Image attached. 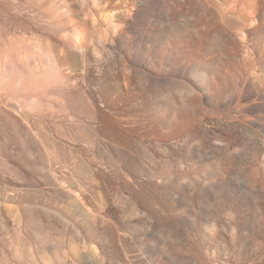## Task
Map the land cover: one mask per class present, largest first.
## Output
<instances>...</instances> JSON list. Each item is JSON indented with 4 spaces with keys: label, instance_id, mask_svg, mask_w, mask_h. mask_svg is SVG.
Listing matches in <instances>:
<instances>
[{
    "label": "bare ground",
    "instance_id": "bare-ground-1",
    "mask_svg": "<svg viewBox=\"0 0 264 264\" xmlns=\"http://www.w3.org/2000/svg\"><path fill=\"white\" fill-rule=\"evenodd\" d=\"M149 1L26 0L13 4V12L21 17L32 6V16L25 15L13 29L0 31V205L10 213V204L24 198L27 222L41 220L33 211L39 208L64 226L55 225L53 242L43 239V247L24 239L26 212L13 211V228L4 221L7 226L3 227L0 220V234L1 226L7 234L2 244L8 247L7 252L0 241L1 264H95L98 253L119 250L115 247L114 252L111 245L120 242L128 247L109 208L117 205L119 211L124 208L121 214L127 212L131 195L141 202L145 214L163 222L158 212L166 209L163 193L179 192L180 175L189 171L186 167L195 178L205 175L197 181L205 192H215L220 181H228L225 184L232 189L227 190L233 199L225 212L227 218L215 213L205 220L210 243L229 244L218 248L212 260L199 257L197 262L264 264V193L256 189L258 181L252 185L245 176L250 169L251 175L261 178L264 190V43L260 38L264 0L205 4L202 13L191 15L199 29L195 39L184 34V24L172 11L174 32L167 16H156L157 6ZM251 35L258 36L254 44ZM212 36L220 39L218 50L207 40ZM245 51L252 60L246 59ZM143 74L158 84L171 78L186 81L200 96L178 90L165 97L170 105L142 90L147 86ZM196 141L202 144L201 151L194 147L199 155L195 145L190 146ZM66 150L78 153L70 156L77 160L71 175L58 171L69 168ZM181 168L185 171L180 174ZM11 181L32 191L43 183L54 189L56 203L65 200L85 219L101 220L107 228L82 223L85 237L79 227L66 223L67 217L56 207L39 202L40 207L31 198L25 201L28 194L21 197L20 189L7 194ZM188 181L187 187L196 186ZM104 191L115 192L110 198ZM175 194L172 200L164 195L169 198L168 214L180 206ZM251 207L255 213L248 214ZM127 216L131 218L130 213ZM80 234L85 238L78 239L79 243L75 238ZM177 258H172L176 264H187ZM166 260L160 263L173 264Z\"/></svg>",
    "mask_w": 264,
    "mask_h": 264
},
{
    "label": "rangeland",
    "instance_id": "rangeland-1",
    "mask_svg": "<svg viewBox=\"0 0 264 264\" xmlns=\"http://www.w3.org/2000/svg\"><path fill=\"white\" fill-rule=\"evenodd\" d=\"M14 0H0V31L5 27V28H7V29H13L14 28V26H16V24L20 21V19L23 17L24 18V16L26 15V17L25 18H27L29 15H31L32 16V14H31V12L32 11H30V10H32V6H30L29 7V5H27V7H29L28 8V11L26 10V12H28V13H26L25 12V15L24 16H20V15H17L16 13H14L13 12V10H12V6H15L16 4L17 5H19V4H22L23 2H26V0H15L14 2H13ZM149 1V0H148ZM152 1V3H154V5H155V7L157 8V13L156 12H154V14L156 15V16H159L160 18L161 17H163L164 18V16H165V12H164V8H165V3H166V0H151ZM213 1L214 0H170V8H171V12L173 11V15H175V17L177 16L179 19L178 20H180V18L182 17V15L184 14V15H186V14H189V15H199L200 13H202L203 12V10H204V5L205 4H212L213 3ZM241 0H236V2H240ZM150 2V1H149ZM151 3V2H150ZM13 4H15V5H13ZM31 5V4H30ZM159 10V11H158ZM176 10V11H175ZM8 11V12H7ZM151 11V10H150ZM11 12V13H10ZM183 13V14H182ZM172 14V13H171ZM182 14V15H181ZM179 15L181 16V17H179ZM9 16V17H8ZM18 16H20V17H18ZM30 16V17H31ZM22 18V19H23ZM24 18V19H25ZM21 19V20H22ZM19 20V21H18ZM27 20V19H26ZM17 21V22H16ZM28 21V20H27ZM264 34H262V35H260V36H262V37H260L261 38V42L262 43H264V36H263ZM251 37H252V39H254V40H252V39H250L251 40V42L254 44L255 43V40H256V38L255 37H257L258 38V36L257 35H251ZM263 39V40H262ZM262 43H260V44H262ZM262 46L264 47V44H262ZM246 52V51H245ZM246 59L247 60H252L251 58V56L249 57V54L246 52ZM192 143H194V144H190V146H192V145H195V146H193V148L194 147H198V149L197 150H199V151H201L200 149H199V147L202 145L200 142L198 143L197 141L196 142H192ZM196 143V144H195ZM197 144H199V145H197ZM74 146V145H73ZM207 146H209L208 148H206L207 149V151H209L210 150V145L209 144H207L205 147H207ZM56 147V146H55ZM74 147H76V145L74 146ZM203 147H204V145H203ZM204 147V148H205ZM77 148H80V146L79 145H77ZM196 148H194V151L197 153V155H199V154H201L199 151H196ZM204 148H201V149H204ZM54 149H56L57 150V147L56 148H54ZM80 150V149H79ZM185 151H186V148H185V150L183 149L182 151H181V153L183 154V153H185ZM206 151V150H205ZM76 154H78L77 153V151L75 152H72L71 153V151H69V150H66L65 151V155H66V160L68 161V165H69V168H67V169H64V170H62V168L61 167H59V169H58V171L59 172H61V171H63L64 173H68V174H70L71 175V173H73L72 171V165H77V160L76 159H73V157H75V155ZM70 156H73V157H70ZM72 158V161H71V159L70 158ZM73 161H74V163H73ZM76 161V162H75ZM71 162V163H70ZM76 163V164H75ZM72 166V167H71ZM70 167H71V169H70ZM186 167V166H185ZM184 168V167H183ZM183 168H181V171H180V174H181V172H182V169ZM185 170L186 169H189V171L188 170H186V173H187V171H188V173L191 171L190 169L191 168H189V167H186V168H184ZM183 169V170H184ZM184 170V171H185ZM249 171H250V169H249ZM249 171L246 169V174H245V176L246 177H248L249 178V180L252 182L253 181V183L254 184H252V185H255L256 183H258V185H255V187H257L256 189L260 192V193H264V190H262L263 188H262V186H260L261 185V182L260 181H262V180H260L261 178L260 177H258V175L256 176V175H254V174H252L251 175V172L249 173ZM167 172H169V170H167ZM179 173V172H178ZM184 173V174H183ZM180 176H182L183 177V180L181 181L182 183H181V185H179L180 187H178L177 186V188L179 189V192H177L178 190L177 189H175V193H179V195L178 194H175L173 191H170L169 192V194H168V191H167V194L168 195H166V192L164 191V195L166 196V197H168V196H171L170 197V199L172 200V197H174V194L175 195H178L179 196V198H176V199H179V200H177V204L178 205H180L179 206V208L177 207V209L173 212V213H175L176 214V216H175V214H173V213H167V211H165V210H168V208H167V201L166 200H168L169 198H165L164 197V195H163V199H165L164 200V204H163V207H165L164 205H166V209L164 208V212H163V210H158V212L160 211L161 213H160V215L161 216H163V222H161V220H159V219H157V218H159L158 216H156V215H153V214H150V217H149V213H146V214H148V216L146 217V214L144 213L145 212V208H143V206L141 205V202H139L138 201V199H136V197H134V196H129V192H127L125 189H121V190H119L120 192H122L123 194H125L126 196H129V197H131V198H129V200L130 201H133V202H135V204L138 206L139 205V203H140V205L138 206V207H134V206H136V205H134L133 204V202H131L132 203V205L131 204H129L128 206H127V208L125 209V211L127 210V212H123V214H121L122 212L121 211H123L124 210V208L123 209H120L121 211H119V207L116 205V206H111L109 209H110V211L109 212H111L110 213V216H111V218L112 219H114V220H117V222H118V224L117 225H119L121 228V230L119 229V231H120V233H121V236L123 237V238H125V241L128 243V247H127V244H126V248L124 247V244L123 243H120V242H118L117 244L119 245H111L112 247V249H113V246H114V252H115V250H117V249H115V247H117V248H119V250H117L115 253H117V254H115V253H111L112 254V256H111V254L110 253H108V254H105V252L104 251H102L101 253H98V255H99V257L97 258L98 260L96 261L98 264H105V262H106V264H148V262H149V260L151 259V260H154V262H152L153 264H161L160 263V260L163 258V262H165V263H167L168 261L166 260V259H169V260H173L174 258L176 259L177 258V255H178V258L177 259H183V260H185L186 261V263L187 264H199L197 261H198V259H199V257L202 259V258H207V257H210V259L212 260L214 257H213V253L215 254V252H216V250L218 249V248H224V247H227V244H229L228 243V241H227V243L225 244L224 242L222 243V244H215V245H212L211 243H210V241L207 239L208 238V236H207V231L208 230H206V223H205V220L207 219V217H209L210 216V214H211V216H213V214H215V213H219V214H217L218 216H222V217H224V218H227L226 216H227V208L230 206V204H232L233 202H231V201H233V199L231 198V197H229V196H231V192H229V191H227L228 189L230 190V191H232V189H230L229 187H227L226 186V184L228 183V181H220V182H218L217 184L219 185V187L217 188H215V192H214V190H210V189H205L206 190V192L204 191V189L202 190L201 189V187L200 186H198V183H197V181L199 182L200 180H201V178L202 177H204V176H202V175H200L199 177H200V179H198V178H195L194 176V174L192 173V171H191V174L190 175H187L185 172H183ZM174 174L175 175H178V174H176V171L174 172ZM193 174V175H192ZM69 175V176H70ZM186 176V181L184 180V177ZM198 174H196V176H197ZM187 176H191L192 177V179L194 180V181H191L192 179H191V177L189 178V177H187ZM251 176V177H250ZM188 179L190 180V181H188ZM204 178H202V180H203ZM255 179V180H254ZM195 180H196V182H195ZM201 180V181H202ZM183 181H185V184H184V182ZM187 181H188V183L190 182H194L195 184H196V186H194V187H190V185H188V187H187V185H186V183H187ZM200 181V182H201ZM258 181V182H257ZM227 182V183H226ZM226 183V184H225ZM182 184H184L183 186H182ZM201 183H199V185H200ZM224 184V185H223ZM9 190L7 191V194H9V195H11L12 194V192L16 189V190H18V189H20V192H21V194H23V196H21V197H24V195H27L28 194V197L27 196H25L27 199H25V201L26 200H30V198H31V200H34V201H36V202H34V203H38L39 204V202H40V204H41V206H48V207H56L55 209H57V210H59V211H62L63 212V214L67 217L66 218V223H69L70 222V224H72L73 226H75L76 228L77 227H79V228H77L79 231H81L82 230V234L84 235L85 234V237H86V233H83V226L84 225H86L87 223L89 224V223H97L96 224V226L99 228V229H101V228H107V227H105L104 225H103V221H90L88 218H86V219H88V221H90V222H88L86 219H85V215H84V217L82 216V214L80 215V213H79V211L77 210V209H75L76 207H72L71 206V204H69V202H67V201H65V203H64V201H59V202H55L54 201V199H55V191H54V189L53 188H51V187H49V186H45V185H43V183H41L39 186H36V187H34V188H32L33 189V191L31 190V189H28V188H24V186H22V185H20V184H18V183H14L13 181H11V182H9ZM221 185V186H220ZM222 185H223V187H222ZM228 185V184H227ZM226 186V187H225ZM258 186H259V189H258ZM199 187V188H198ZM223 189H222V188ZM261 187V188H260ZM192 188H193V190H192ZM195 188V189H194ZM22 189V190H21ZM198 189H201L200 191H198ZM36 190V191H35ZM220 190V191H219ZM236 190H238V189H236ZM123 191H125V192H123ZM212 191V193H210ZM115 191H104V194H106V196L107 197H110V198H112V196L111 195H113L112 193H114ZM171 192H173V193H171ZM199 192H201L202 193V195L203 196H201L200 194L201 193H199ZM209 192V193H208ZM228 192H229V194H228ZM0 193H1V185H0ZM54 193V194H53ZM149 193V192H148ZM172 195H171V194ZM206 195H205V194ZM213 193H216V194H214L213 196L211 195V194H213ZM30 194H31V197H30ZM156 194H157V197H158V193H155V196H156ZM178 196H175V197H178ZM181 196V197H180ZM33 197V198H32ZM156 197V198H157ZM229 197V198H228ZM201 198V199H200ZM231 198V200H229ZM186 201H185V200ZM23 201H24V198L22 199ZM136 200V201H135ZM182 200V201H181ZM19 201V202H18ZM18 201H16V202H14V203H12V204H10L11 205V207H10V205H8L10 208H11V214L9 213V210H7V208L5 207V206H3V205H0V216H1V225H2V223H7V224H10V226L11 225H13V219H14V213L12 214V212L13 211H17V212H20L21 214L22 213H24V212H26V210H28V209H26V206H24V202L22 201V202H20L21 200H18ZM178 201H180V202H178ZM185 201V202H184ZM138 204H137V203ZM228 202H231V203H228ZM0 203H1V198H0ZM16 203V204H15ZM22 203V204H21ZM71 203V202H70ZM175 203V204H176ZM189 203H190V205H189ZM228 203V204H227ZM40 204H39V206H40ZM69 204V205H68ZM131 205V209L129 208V206ZM153 205H154V203H153ZM177 205V206H178ZM40 206V207H41ZM68 206H70V207H68ZM154 206H156V205H154ZM228 206V207H227ZM25 207V208H24ZM157 207V206H156ZM69 208V209H68ZM73 208V209H72ZM112 208H113V211H112ZM115 208H117V209H115ZM129 208V209H128ZM136 208H137V211L139 210H141L140 212L138 211H136ZM139 208H141V209H139ZM225 208V209H224ZM262 208H263V205H262ZM34 209V208H33ZM39 208H36V209H34L33 211L35 212V213H37V218L38 217H40V219L42 220V223H41V220L40 221H38V219L36 220V221H38V222H36V221H34V223L32 224L31 222H27V212H26V215L25 214H23L25 217V223H27L26 224V229H25V232H24V239H26V240H28V241H35V242H38L39 244L41 243L42 244V241H44L45 239V241L44 242H46V241H49L50 243H52L53 241V239H54V226L55 225H57V227H58V225H59V228L63 225L62 223V225L61 224H59L60 222L59 221H57V222H59V223H57L56 222V219H55V217L54 216H47V215H45L40 209L38 210ZM142 209L144 210L143 211V214H144V216H143V214H142ZM157 209H161V207L160 206H158L157 207ZM117 210V211H116ZM134 210V211H133ZM224 210H226V211H224ZM252 210V212H249V211H251ZM41 211V212H40ZM70 211V212H69ZM73 211V212H72ZM116 211V212H115ZM249 211H247V212H249L248 214H251V213H253L254 212V210H253V208L251 207L250 208V210ZM75 212V213H74ZM121 212V213H120ZM137 212V213H136ZM169 212V211H168ZM224 212V214L225 215H223L222 213ZM226 212V213H225ZM77 213V214H76ZM79 213V214H78ZM116 213V214H115ZM118 213V214H117ZM127 213L129 214L130 213V215H131V218H130V216H127ZM136 213V214H135ZM166 213L168 214V215H166ZM255 213V212H254ZM121 216H120V215ZM125 214V215H124ZM163 214V215H162ZM172 216H171V215ZM190 216H188V215ZM208 214V215H207ZM40 215V216H39ZM114 217H113V216ZM171 216V218H172V220L170 219V216ZM174 215V216H173ZM216 215V214H215ZM216 215V216H217ZM12 216V217H11ZM72 216V217H71ZM74 216V217H73ZM127 217V218H123V217ZM151 216H153V217H151ZM195 216V217H194ZM210 216V217H211ZM54 217V218H53ZM120 218V219H115V218ZM156 217V218H155ZM178 217V218H177ZM72 218V219H71ZM130 218V219H129ZM177 218V219H176ZM187 218V219H186ZM191 218V219H190ZM75 219V220H74ZM84 219H85V221L86 222H84ZM124 219V220H123ZM169 221H171V222H169ZM29 220V219H28ZM67 220L69 221V222H67ZM77 220V221H76ZM80 220V221H79ZM123 221V222H120V224H119V221ZM174 220V221H173ZM4 221V222H3ZM50 221V222H49ZM126 221H127V223H126ZM168 221V222H167ZM181 222V223H179V222ZM197 221V222H196ZM53 222V223H52ZM79 222V223H78ZM100 222V223H99ZM202 222V223H201ZM205 224H204V223ZM5 223L2 225L3 227H6L7 226V224H6V226H5ZM30 223V224H29ZM84 225H83V224ZM163 223V224H162ZM170 223V224H169ZM173 223V224H172ZM175 223V224H174ZM177 223V224H176ZM28 224H29V227H28ZM40 224V225H39ZM82 224V225H81ZM93 224H91V225H93ZM104 224H106V223H104ZM121 224H123V225H121ZM127 226H126V225ZM185 224V225H184ZM205 226H204V225ZM101 225V226H100ZM103 225V226H102ZM131 227H130V226ZM160 225V226H159ZM172 225H174V226H172ZM202 225V226H201ZM1 226V234H0V241H1V244L3 243V242H5V240H6V237H7V234L3 231V229L5 230V228H3ZM64 226V225H63ZM161 226H163V228L161 227ZM177 226V227H176ZM12 227V226H11ZM56 227V226H55ZM124 227V228H123ZM167 227H169V228H167ZM176 227V228H175ZM199 227V228H198ZM13 228V227H12ZM39 228V229H38ZM81 228V229H80ZM117 228H118V226H117ZM126 228H128V229H126ZM165 228V229H164ZM176 230H175V229ZM182 228H183V230H182ZM36 229V230H35ZM102 229V230H103ZM124 230V231H123ZM169 230H172V231H175V234L176 235H179V238H180V242L179 243H169L168 241H166V240H164L162 237H161V235H159L161 232L165 235H167L168 234V231ZM121 231H123V232H121ZM167 231V232H166ZM37 233V234H36ZM179 233V234H178ZM209 233V232H208ZM125 234V235H124ZM205 234H206V237H205ZM124 235V236H123ZM165 235V236H166ZM52 236V237H51ZM80 236V237H79ZM82 235L80 234V235H78L75 239L77 240V242H79L78 241V239L79 240H81L82 238H85V237H82ZM67 238H68V236H67ZM128 240H127V239ZM44 239V240H43ZM208 241H207V240ZM25 240V241H26ZM202 240H203V242H202ZM39 241H41V242H39ZM80 243V242H79ZM78 243V244H79ZM120 243V244H119ZM40 244V245H41ZM121 244H122V247H121ZM162 244V245H161ZM168 244V245H167ZM197 244V245H196ZM204 244V245H203ZM210 244V245H209ZM214 244V243H213ZM80 245V244H79ZM97 245V244H96ZM154 245V246H153ZM165 245V246H164ZM171 245V246H170ZM203 245V246H202ZM207 245V246H206ZM208 245H209V247H208ZM41 246H46V245H44V243L41 245ZM81 246V245H80ZM99 246V245H98ZM160 246H161V248H162V246H163V250L160 248ZM198 246H200V248L198 247ZM213 247V249H212V247ZM223 246V247H222ZM230 246V245H229ZM228 246V247H229ZM7 246L5 245V244H2V248L4 249V250H6L7 252H8V247L6 248ZM42 247V248H43ZM165 247L167 248L166 249V251L164 250L165 249ZM211 247V248H210ZM110 248V249H111ZM121 248H122V250H121ZM128 248V249H127ZM111 249V250H112ZM227 249V248H226ZM229 249V248H228ZM112 250V251H113ZM126 250V251H125ZM168 250V251H167ZM214 250V251H213ZM129 253H128V252ZM118 252H121V253H118ZM163 252V253H162ZM157 253V254H156ZM168 254V256H167V254ZM121 255V257H120V255ZM102 255V256H101ZM117 255V256H116ZM159 255V256H158ZM166 255V256H165ZM176 256V257H172V256ZM212 255V256H211ZM114 256V257H113ZM154 256V257H153ZM170 256H171V258H170ZM124 257V258H123ZM129 259H128V258ZM157 257V258H156ZM166 257V258H165ZM211 257H213V258H211ZM109 258H111V259H109ZM115 258V259H114ZM160 258V259H159ZM173 258V259H172ZM140 259V260H139ZM209 259V258H208ZM110 260V261H109ZM156 260V261H155ZM200 260V259H199ZM117 261V262H116ZM141 261V262H140ZM2 262V261H1ZM114 262V263H113ZM97 263H95V264H97ZM1 264V263H0ZM172 264V263H171ZM173 264H176L175 262H174V260H173Z\"/></svg>",
    "mask_w": 264,
    "mask_h": 264
},
{
    "label": "clouds",
    "instance_id": "clouds-1",
    "mask_svg": "<svg viewBox=\"0 0 264 264\" xmlns=\"http://www.w3.org/2000/svg\"><path fill=\"white\" fill-rule=\"evenodd\" d=\"M165 15L168 18V22L171 25L172 29L174 32H176V27H174L173 23L170 22V13H171V8H170V0H166L165 3V8H164ZM180 21L184 24V34L191 36L192 38H196V32L199 30L198 27H196L195 24V17L191 15H187L185 17H181ZM207 40H210L211 44L218 50L220 45V39L218 36H212L208 38ZM143 76L147 80V86L146 89L144 86H142V90L145 91L146 94L148 95H155L158 96L159 98L163 99L167 103L171 104L167 99H165L166 96L169 94L175 95V93L178 90H188L191 93L194 94V96H200V94L197 92V90L192 87L190 84H188L186 81L183 80H178L175 78L168 79L165 83L163 84H158L154 81V79L149 76L148 74H143ZM161 237L172 243H179L180 238L178 235L175 234L174 231L169 230L168 234L165 236L163 233H160ZM165 248L164 250H166Z\"/></svg>",
    "mask_w": 264,
    "mask_h": 264
}]
</instances>
